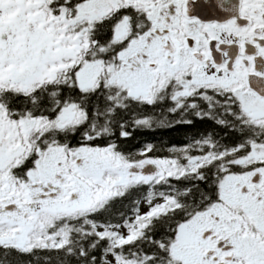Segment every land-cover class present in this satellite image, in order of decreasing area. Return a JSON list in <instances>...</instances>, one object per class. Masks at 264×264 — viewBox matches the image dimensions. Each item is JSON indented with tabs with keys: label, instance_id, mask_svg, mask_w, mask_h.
<instances>
[{
	"label": "snow or ice",
	"instance_id": "obj_1",
	"mask_svg": "<svg viewBox=\"0 0 264 264\" xmlns=\"http://www.w3.org/2000/svg\"><path fill=\"white\" fill-rule=\"evenodd\" d=\"M0 264H264V0H0Z\"/></svg>",
	"mask_w": 264,
	"mask_h": 264
},
{
	"label": "trees",
	"instance_id": "obj_2",
	"mask_svg": "<svg viewBox=\"0 0 264 264\" xmlns=\"http://www.w3.org/2000/svg\"><path fill=\"white\" fill-rule=\"evenodd\" d=\"M184 129L176 128L160 130L156 132H144L135 134L134 138L128 141L129 146L137 145L138 141L150 140L158 145L165 141H177L182 138Z\"/></svg>",
	"mask_w": 264,
	"mask_h": 264
}]
</instances>
